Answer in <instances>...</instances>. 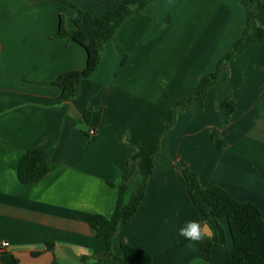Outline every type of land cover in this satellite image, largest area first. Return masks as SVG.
Here are the masks:
<instances>
[{
	"label": "crops",
	"instance_id": "crops-1",
	"mask_svg": "<svg viewBox=\"0 0 264 264\" xmlns=\"http://www.w3.org/2000/svg\"><path fill=\"white\" fill-rule=\"evenodd\" d=\"M66 1L0 0V244H9L0 264H100L106 243L90 217L114 215L119 189L111 184L138 189V149L169 124L174 101L194 97L197 79L216 70L245 28L239 0ZM72 5L92 16L121 5L142 9L105 46L78 97L65 102L52 83L87 64L80 45L58 36L62 19L66 31L74 29ZM257 23L264 29V15ZM229 101L235 112L227 121L222 105ZM33 148L45 150L50 173L24 185L19 164ZM184 169L203 188L218 185L254 203L264 218V40L228 65L203 108L178 113L145 199L114 238L110 264H132L121 244L147 251L153 264H227L231 239L213 248L210 261L202 256L213 236L189 197ZM190 220L206 224L195 244L178 234Z\"/></svg>",
	"mask_w": 264,
	"mask_h": 264
},
{
	"label": "trees",
	"instance_id": "trees-1",
	"mask_svg": "<svg viewBox=\"0 0 264 264\" xmlns=\"http://www.w3.org/2000/svg\"><path fill=\"white\" fill-rule=\"evenodd\" d=\"M64 1L67 3L66 0ZM239 2L245 11V28L242 36L232 44L214 72L197 79L194 97L181 98L171 104L169 124L158 130L145 146L138 149L134 157L142 174L138 189L131 192L128 185L123 182L111 184L112 187L119 189L114 215L111 218L99 214L90 217L91 228L106 243V253L100 264H110L113 242L119 228L135 217L145 199L161 140L174 127L178 113L187 109L203 108L210 88L219 83L228 65L249 47L264 40V29L257 23L258 17L264 15V0H239ZM72 6L77 10V15L73 19L74 29L70 32L66 31L62 19L58 36L69 37L80 45L86 51L87 64L84 70L66 72L52 83L62 90L60 99L65 102L78 97L82 82L99 68L105 46L115 39L125 21L139 14L142 9L121 5L115 11L92 16L87 11ZM222 110L228 121L235 112L234 102H225ZM90 116V112H85L84 117L87 122L90 121ZM213 138L216 148L222 149L225 143L216 135H213ZM49 173L50 164L45 150L33 148L21 158L18 178L22 184L39 183ZM184 175L192 203L204 215L214 233L212 238H206L201 247L204 260L210 261L213 248L226 245L228 239H231L232 246L227 252V264H264V218L260 208L250 201L237 200L218 185L203 188L197 174L190 169H184ZM129 192H131L130 200L126 201ZM222 221L226 222L227 230L222 225ZM47 248L51 249L52 245L47 244ZM121 250L125 261L132 264H153L152 255L145 250L128 244H121Z\"/></svg>",
	"mask_w": 264,
	"mask_h": 264
},
{
	"label": "clouds",
	"instance_id": "clouds-1",
	"mask_svg": "<svg viewBox=\"0 0 264 264\" xmlns=\"http://www.w3.org/2000/svg\"><path fill=\"white\" fill-rule=\"evenodd\" d=\"M178 234L185 240L195 244L202 241L206 236V224L196 220H190L178 229Z\"/></svg>",
	"mask_w": 264,
	"mask_h": 264
},
{
	"label": "built area",
	"instance_id": "built-area-1",
	"mask_svg": "<svg viewBox=\"0 0 264 264\" xmlns=\"http://www.w3.org/2000/svg\"><path fill=\"white\" fill-rule=\"evenodd\" d=\"M88 135H89L91 138H94V137L97 135V132H96V130H94V129H89V131H88ZM8 246H9V244H8L7 242H2V243L0 244V251H1V249H2V250L6 249Z\"/></svg>",
	"mask_w": 264,
	"mask_h": 264
},
{
	"label": "water",
	"instance_id": "water-1",
	"mask_svg": "<svg viewBox=\"0 0 264 264\" xmlns=\"http://www.w3.org/2000/svg\"><path fill=\"white\" fill-rule=\"evenodd\" d=\"M208 230H209V236H214L213 230L211 229V227L208 225Z\"/></svg>",
	"mask_w": 264,
	"mask_h": 264
}]
</instances>
